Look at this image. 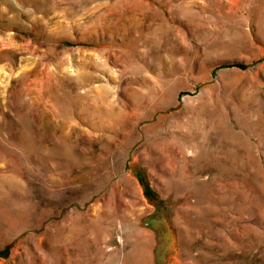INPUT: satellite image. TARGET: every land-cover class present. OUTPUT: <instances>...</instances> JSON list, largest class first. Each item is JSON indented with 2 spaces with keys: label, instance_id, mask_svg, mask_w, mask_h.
<instances>
[{
  "label": "rangeland",
  "instance_id": "obj_1",
  "mask_svg": "<svg viewBox=\"0 0 264 264\" xmlns=\"http://www.w3.org/2000/svg\"><path fill=\"white\" fill-rule=\"evenodd\" d=\"M0 264H264V0H0Z\"/></svg>",
  "mask_w": 264,
  "mask_h": 264
}]
</instances>
